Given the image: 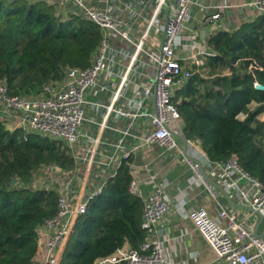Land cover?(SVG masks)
Listing matches in <instances>:
<instances>
[{
	"label": "trees",
	"instance_id": "16d2710c",
	"mask_svg": "<svg viewBox=\"0 0 264 264\" xmlns=\"http://www.w3.org/2000/svg\"><path fill=\"white\" fill-rule=\"evenodd\" d=\"M102 29L77 10L45 0H0V84L9 93L36 97L71 67L89 66ZM204 62L174 90L186 139L207 157L232 154L264 183V13L209 40ZM10 131L0 121V264H44L36 260L39 229L57 211L60 182L32 185L52 167L61 177L76 166L70 146L47 134ZM130 160L93 195L72 227L58 264H94L125 244L139 248L143 203L131 194Z\"/></svg>",
	"mask_w": 264,
	"mask_h": 264
},
{
	"label": "crops",
	"instance_id": "0c3cea01",
	"mask_svg": "<svg viewBox=\"0 0 264 264\" xmlns=\"http://www.w3.org/2000/svg\"><path fill=\"white\" fill-rule=\"evenodd\" d=\"M175 1L90 0L92 5L106 8L113 16L122 18L129 38L107 31V67L86 90L85 119L80 126V137L71 147L76 166L64 174L59 191L75 196L83 186L84 194L88 195L113 176L121 161L128 158L132 180L137 181L144 194L156 183H166L172 204L159 222L158 235L168 264H225L197 229L190 211L203 206L216 215L222 206L240 218L248 217L255 226L259 224V216L243 204L232 189L227 190L218 170L214 172L211 164L204 163L203 169L213 181L215 196H212L206 186L196 180L187 162L186 158L196 152L179 138L177 148L144 139L153 128L149 114L156 112L154 91L148 94L144 91L153 85L157 70L147 52L161 46L163 26L175 8ZM195 1L175 47L176 54L184 58L185 66L204 62L212 52L208 42L218 33L257 16L256 10L247 5L249 0ZM61 8L76 10L71 2ZM215 12L221 13L220 17L211 19ZM153 18L155 25L150 26ZM172 127L178 130V121H174ZM183 190L185 194L180 196ZM49 233L46 228L39 229L36 254L39 262H42L41 250ZM258 233L264 234V220L258 225Z\"/></svg>",
	"mask_w": 264,
	"mask_h": 264
},
{
	"label": "built area",
	"instance_id": "2783aa9c",
	"mask_svg": "<svg viewBox=\"0 0 264 264\" xmlns=\"http://www.w3.org/2000/svg\"><path fill=\"white\" fill-rule=\"evenodd\" d=\"M159 1L163 3L165 0ZM52 2L61 6L71 2L82 16L102 29L103 36L93 61L84 68H69L63 79L45 85L44 93L36 97L11 94L6 85L0 84V121L10 131H22L25 139L30 133L47 134L65 141L71 148L80 137V126L85 119L86 90L96 83L100 73L107 67V31H113L127 39L129 34L122 18L113 16L106 8L92 5L90 0ZM195 3V0L175 1V8L168 14L163 26L161 46L147 52L157 70L153 85L146 87L144 91L146 94L154 91L156 112L149 114L153 128L144 139L147 142L156 141L168 148H177L179 144L172 123L180 120V114L171 99L174 90L191 74L183 63L184 58L176 54L175 47L180 42L186 21L191 15V7ZM247 5L254 8L257 14L264 13V0H249ZM220 15L221 13L215 12L210 18L217 19ZM152 25H155L154 18L150 21V26ZM202 63L203 61L197 64ZM185 145L196 152L191 158H186L190 169L196 180L202 182L212 196H215V190L203 169L204 163L211 164L212 171L218 170L227 190L232 189L243 204L259 211L264 220V183L240 165L236 154L223 162H214L194 140L186 139ZM102 186L103 184L99 185L88 195L84 194L83 186L75 196L60 192L56 213L40 227L50 231L41 250V263L58 264L76 218L86 211L89 199L99 193ZM128 188L143 203L141 227L145 230V239L139 248L125 244L109 255L98 257L94 264H168L158 235L159 222L172 204L166 193V183H156L148 194H144L135 180L130 181ZM179 194L183 196L185 190ZM189 216L217 257L225 264H264V239L254 235L255 223L248 217L240 218L222 206L216 215L209 213L205 207L198 206L190 211Z\"/></svg>",
	"mask_w": 264,
	"mask_h": 264
},
{
	"label": "rangeland",
	"instance_id": "374dc122",
	"mask_svg": "<svg viewBox=\"0 0 264 264\" xmlns=\"http://www.w3.org/2000/svg\"><path fill=\"white\" fill-rule=\"evenodd\" d=\"M259 118L264 121V113L259 115ZM63 177L54 170V168L44 167L40 169L37 174L35 175L32 185L35 187H51L54 186L57 182H61Z\"/></svg>",
	"mask_w": 264,
	"mask_h": 264
},
{
	"label": "water",
	"instance_id": "95a60500",
	"mask_svg": "<svg viewBox=\"0 0 264 264\" xmlns=\"http://www.w3.org/2000/svg\"><path fill=\"white\" fill-rule=\"evenodd\" d=\"M255 87L257 89H264V84H262L260 82H255ZM178 125H179L178 130L174 131V134L177 138H179L185 144L186 138H185L184 133H183V122H182V120H178ZM209 180L211 182H213L210 178H209ZM250 209L253 210L256 214H258V216L260 218L259 219V224H260L263 221V217H262L261 213L257 210L252 209V208H250ZM258 225L255 226L253 233L255 236L262 238L264 236V234L258 233Z\"/></svg>",
	"mask_w": 264,
	"mask_h": 264
}]
</instances>
